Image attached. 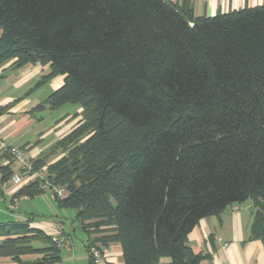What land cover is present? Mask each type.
Returning a JSON list of instances; mask_svg holds the SVG:
<instances>
[{
    "label": "trees",
    "instance_id": "16d2710c",
    "mask_svg": "<svg viewBox=\"0 0 264 264\" xmlns=\"http://www.w3.org/2000/svg\"><path fill=\"white\" fill-rule=\"evenodd\" d=\"M8 61L48 65L35 87L63 76L35 110L81 107L12 202L65 186L54 200L75 209L88 253L118 244L124 264H200L189 233L248 199L264 241V3L195 16L190 0H0ZM2 157L5 183L13 159ZM30 223L0 222V257L60 264V246Z\"/></svg>",
    "mask_w": 264,
    "mask_h": 264
},
{
    "label": "crops",
    "instance_id": "0c3cea01",
    "mask_svg": "<svg viewBox=\"0 0 264 264\" xmlns=\"http://www.w3.org/2000/svg\"><path fill=\"white\" fill-rule=\"evenodd\" d=\"M172 1L180 3L182 0ZM190 3L195 16H212L218 12L226 13L244 6H256L264 3V0H190ZM10 64L11 61H8L0 65V107L6 106L5 111L0 114V141L25 147L35 160L51 146L55 138L61 137L70 130L76 120H70V123H67L70 116L63 119L53 118V122L50 121L43 127V118L35 113L55 109L46 107L35 110V107L43 101L41 100L43 95H48L62 84L63 76H56L49 80L48 84L52 81L51 85L46 82L40 87H35L38 80L49 73L48 65L25 64L14 69L10 67ZM39 92L43 93L38 94ZM51 134L53 137L49 140ZM55 157L51 158L50 162ZM6 162V158H3L0 153V165ZM11 168L15 171L18 165L12 162ZM32 179L34 178L31 176L23 175L20 185L11 184L10 179L5 183L0 182V222L12 219L9 209L14 208L16 203L27 197L22 196L12 202V194ZM54 202L56 203L55 200ZM243 205L244 203L231 204L218 214L200 219L189 233L190 247L195 253L203 256L200 264H264V241L253 238L251 235L254 208L251 203ZM26 219L30 220L31 226L38 227L51 236L53 226L61 227L60 264H89V253L85 244V251L82 252V247L77 249L76 238H73L72 234L66 230L62 219H34L32 214H27L21 220ZM69 228L75 234L74 225H70ZM37 257L38 255H24L22 260H32ZM102 262L124 264L121 247L118 244L103 247ZM169 262L168 258H162L160 264H169ZM0 264H15V262L3 256L0 257Z\"/></svg>",
    "mask_w": 264,
    "mask_h": 264
},
{
    "label": "rangeland",
    "instance_id": "374dc122",
    "mask_svg": "<svg viewBox=\"0 0 264 264\" xmlns=\"http://www.w3.org/2000/svg\"><path fill=\"white\" fill-rule=\"evenodd\" d=\"M52 81L47 82L48 85H51ZM46 89V87H44ZM43 90V89H42ZM41 90V91H42ZM43 92H39L38 94H41ZM47 95H43L41 97V100H44ZM80 105L76 104H70L67 103L63 106H61L58 109L55 110H45L44 112L42 111L41 113H35L38 117H42L43 123L42 126H46L50 121L53 122V118H59L63 119L64 117L70 116L69 119H67V123H70L69 121H74L73 118L75 113H78L80 111ZM69 131V130H68ZM55 133V131H54ZM57 134V132H56ZM49 140L53 137L52 134L49 135ZM56 140V138L54 139ZM53 140V141H54ZM44 144L45 141H44ZM33 159V158H32ZM45 168L41 170L42 175L45 174ZM250 200L248 199L247 201L244 202V205H250ZM9 209V208H8ZM9 214L11 215L10 218L12 219H24L27 214H32L34 216V219H46L48 220L49 218H60L62 219L65 223L66 230L69 231L73 238H76V246L77 249L81 248L82 252L84 250V242L87 237L86 232L81 228L79 222H76L73 220L74 215H75V209L73 208H67V207H59L56 205L54 202V198L52 195V190L49 188H45L42 193L38 194L35 197H24L19 203H16V206L14 208L9 209ZM19 217V218H17ZM11 219V220H12ZM74 225V228H76L75 234L72 232V230L69 228V226ZM84 240V242L82 241ZM82 241V242H80ZM40 244L42 242H35V245ZM41 245V244H40Z\"/></svg>",
    "mask_w": 264,
    "mask_h": 264
},
{
    "label": "built area",
    "instance_id": "2783aa9c",
    "mask_svg": "<svg viewBox=\"0 0 264 264\" xmlns=\"http://www.w3.org/2000/svg\"><path fill=\"white\" fill-rule=\"evenodd\" d=\"M0 153L7 154L12 157L13 162L18 165L17 170H15L10 178V182L13 185H20L22 183L23 175L31 176L33 178L42 177L41 170L35 169L32 163V156L25 147L15 144H7L0 141ZM51 190L60 198L67 194L66 188L63 185H53ZM54 242L59 246L62 237V230L59 225H55L51 229ZM89 254L92 258L93 264L102 263V251L95 246L89 248Z\"/></svg>",
    "mask_w": 264,
    "mask_h": 264
}]
</instances>
